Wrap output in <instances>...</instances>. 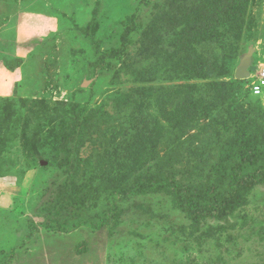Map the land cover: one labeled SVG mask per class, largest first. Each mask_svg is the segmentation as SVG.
Masks as SVG:
<instances>
[{
    "label": "rangeland",
    "instance_id": "obj_1",
    "mask_svg": "<svg viewBox=\"0 0 264 264\" xmlns=\"http://www.w3.org/2000/svg\"><path fill=\"white\" fill-rule=\"evenodd\" d=\"M166 1L0 0V137L16 127L0 178V264H264V185L251 192L234 226L210 238L203 233L219 222L207 220L196 234L205 236L202 246L163 193L116 201L119 222L98 228L111 194L143 176L173 175L182 185L214 178L236 136L225 122L235 105L219 98L213 106L210 80L168 77L164 54L144 50L168 32L156 21ZM249 2L236 24L218 25L219 39L197 51L218 58L225 82L251 61L242 93L264 120V94L249 90L264 67V0ZM206 96L208 112L188 109ZM74 104L104 106L113 120L67 157L53 144ZM181 110L187 122L173 118ZM58 190L86 195L81 212L89 224L73 230L61 212L59 225L45 228V205L53 208L48 202Z\"/></svg>",
    "mask_w": 264,
    "mask_h": 264
},
{
    "label": "trees",
    "instance_id": "obj_2",
    "mask_svg": "<svg viewBox=\"0 0 264 264\" xmlns=\"http://www.w3.org/2000/svg\"><path fill=\"white\" fill-rule=\"evenodd\" d=\"M249 1L167 0V9L159 13L162 16H157L156 21L161 27H167L168 32L164 36L157 34L155 38H152L153 47L144 49L146 52L150 51L152 55H158L160 52L164 54L165 61L171 64L166 72L168 77L180 76L182 79L210 80L211 84L208 83L207 86L215 93L213 106L218 105L219 98L221 101H227L232 107L235 105L234 109L228 112L225 122L233 124L236 136L229 139L228 146L223 149L216 162L215 179L206 177L205 181L198 184L182 185L175 181L173 175L143 176L133 185H124L111 194L107 212L100 219L98 228L111 225L112 222L117 225L123 211L115 204L116 201L124 202L132 196L163 193L171 197L177 208L187 216L191 222L189 233L191 236H196L198 245H200L205 240L204 235L212 238L234 226L232 220L240 209L248 205L251 192L257 186L264 185V127L262 122L264 120L259 115L260 111L257 106L249 108L251 104L247 101L249 96L242 93L244 80L235 79L233 82H225L220 78L223 75V67L218 62V58L211 60L197 51L198 44L219 39L218 25L226 27L227 24H236L239 21V15L247 12ZM158 47L161 49L159 50ZM10 70L13 68L11 67ZM209 101L210 99L206 96L199 99L197 104L191 103L192 107L188 104V109L208 112L210 110ZM182 111H175L172 116L174 119L179 117L181 121L187 122L190 116ZM112 120L113 116L105 110L104 106L90 108L82 104H74L71 123H62L67 127L63 126L64 129L55 134L56 142L53 148L67 157L73 155L74 152L78 153L91 140L94 132L99 131L102 126L109 124ZM15 129L16 127L9 128L3 133V137H0V178H3L7 172L3 165L7 163V160H3V156L13 144ZM10 131L14 132L10 133ZM29 143L30 141L27 140L26 145ZM47 160L50 162L49 159ZM59 190L54 194L52 202H48L52 203L53 208L45 205L44 215L49 222L51 221V224L45 225V228L53 230L59 225L60 222L56 220V215L61 212H64L73 222V230L82 222L89 224L90 221L85 219V215L83 216L81 212V209H84L86 195L80 196V193L75 190L74 194L67 198L68 193L59 194ZM207 220H214L219 224L215 228L210 226L206 233H203L204 235L197 237L196 234L202 230V225ZM57 230L62 231V228H57ZM186 235L189 236V234Z\"/></svg>",
    "mask_w": 264,
    "mask_h": 264
},
{
    "label": "built area",
    "instance_id": "obj_3",
    "mask_svg": "<svg viewBox=\"0 0 264 264\" xmlns=\"http://www.w3.org/2000/svg\"><path fill=\"white\" fill-rule=\"evenodd\" d=\"M254 77V81L251 82L249 88L254 96H261L264 94V67L260 68L259 73Z\"/></svg>",
    "mask_w": 264,
    "mask_h": 264
},
{
    "label": "water",
    "instance_id": "obj_4",
    "mask_svg": "<svg viewBox=\"0 0 264 264\" xmlns=\"http://www.w3.org/2000/svg\"><path fill=\"white\" fill-rule=\"evenodd\" d=\"M251 61L249 59H246L241 67L236 72V79L237 80H245L248 79L251 75L249 69H250Z\"/></svg>",
    "mask_w": 264,
    "mask_h": 264
}]
</instances>
